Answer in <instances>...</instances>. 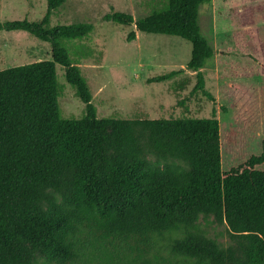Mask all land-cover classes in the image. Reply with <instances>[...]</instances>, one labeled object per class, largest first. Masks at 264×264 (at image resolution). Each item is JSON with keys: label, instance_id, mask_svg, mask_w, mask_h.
Wrapping results in <instances>:
<instances>
[{"label": "trees", "instance_id": "1", "mask_svg": "<svg viewBox=\"0 0 264 264\" xmlns=\"http://www.w3.org/2000/svg\"><path fill=\"white\" fill-rule=\"evenodd\" d=\"M65 1L47 0L40 20L0 21V32L24 31L52 48L51 59L0 70V264H33L37 254L56 264L82 257L84 264L123 257L132 264L159 241L168 242L178 264H264V137L259 152L224 168L216 116L99 118L87 80L61 43L85 38L94 26L52 25L53 10ZM209 1L167 0L139 19L121 11L105 18L135 25L128 41L137 30L190 41L187 69L197 75L192 93L214 101L202 69L215 51L199 24L200 7ZM259 21L261 4L240 22L256 53L250 64L225 66L222 79H264ZM57 64L85 104L82 118L61 116ZM184 70L147 82L168 81ZM202 216L226 226L229 245L207 234Z\"/></svg>", "mask_w": 264, "mask_h": 264}, {"label": "rangeland", "instance_id": "2", "mask_svg": "<svg viewBox=\"0 0 264 264\" xmlns=\"http://www.w3.org/2000/svg\"><path fill=\"white\" fill-rule=\"evenodd\" d=\"M167 0H66L53 10L52 25L91 23L94 28L83 39L63 40L73 62L79 65L93 95L99 118L172 119L209 118L216 116L223 138V167L243 156L261 150L264 137V79L244 77L222 79L220 72L229 65L250 64L249 55L256 45L240 24L250 9L264 0H210L200 7L202 34L214 48L202 71L206 88L215 100L201 92L192 93L195 71L187 69L192 43L180 36L146 33L137 30V38L127 40L136 30L106 20L115 11L130 13L135 19L149 15L165 6ZM47 11V0H0V21L40 20ZM264 29V21L257 23ZM51 45L24 31L0 32V70L51 59ZM61 86L59 107L62 118L79 119L86 115L84 102L57 64ZM185 68L171 80L148 83L147 80L172 70ZM183 101L182 104H179ZM224 108L227 111H224ZM207 234L220 245L230 239L225 225L213 217L199 220ZM132 264H178L167 241H159ZM121 252V250H120ZM129 253V251H122ZM136 252H134L135 254ZM79 258L71 264H84ZM91 262L87 264H96ZM33 264H56L47 256L37 254ZM113 264H127V259ZM188 264H195L194 262Z\"/></svg>", "mask_w": 264, "mask_h": 264}]
</instances>
